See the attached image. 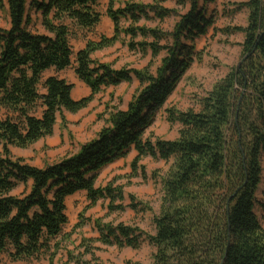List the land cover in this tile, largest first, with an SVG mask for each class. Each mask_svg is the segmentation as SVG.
I'll use <instances>...</instances> for the list:
<instances>
[{"label":"trees","instance_id":"1","mask_svg":"<svg viewBox=\"0 0 264 264\" xmlns=\"http://www.w3.org/2000/svg\"><path fill=\"white\" fill-rule=\"evenodd\" d=\"M100 1L7 0L10 29L0 28V255L11 262L48 255V264H53L50 243L68 224L67 200L79 192H86L90 206L108 200L111 211L126 210L116 205L124 200L123 187L110 183L97 188L95 183L104 167L133 147V175L144 157L169 164L161 179L155 235L97 220L99 237L85 241L87 254H93L94 242L136 250L148 241L157 249L153 264H264V228L255 211L264 162V0L242 5L249 16L246 28L234 29L245 37L240 65L201 99L199 111L167 110L168 122L180 126L179 138L155 142L145 139V133L199 58L195 42L214 26L215 14L208 6L217 0H176L190 8L168 35L138 26L142 20L171 16L168 9L127 3L114 10L111 4L107 15L114 23V38L88 43L73 62L66 22L81 29L96 27L101 15L94 8ZM31 11L41 15L47 34L30 29ZM121 35L143 38L128 44L132 51L165 53L156 74L115 70L92 59ZM70 67L91 90L89 97L77 101L72 84L44 77L49 70ZM133 79L142 89L128 109L113 112L108 126L76 155L44 168L13 158L11 148L26 149L51 136L59 115L77 113L103 88ZM130 199L129 208L139 210L135 198Z\"/></svg>","mask_w":264,"mask_h":264},{"label":"rangeland","instance_id":"2","mask_svg":"<svg viewBox=\"0 0 264 264\" xmlns=\"http://www.w3.org/2000/svg\"><path fill=\"white\" fill-rule=\"evenodd\" d=\"M248 0H217L208 6V12L215 14V24L207 35L195 42L199 58L195 59L191 68L183 76L176 90L165 106L157 113L153 125L146 131L144 138L155 142L175 141L179 138V124H172L167 120V110L177 111L200 110V101L208 95L214 85L226 77L235 67L239 66L242 58V44L244 33L235 31L236 28H246L249 11L242 6ZM127 3H137L144 6L159 5L171 11V16L142 20L138 26L161 31L168 35L174 29L180 17L185 15L190 8L189 3L184 6L176 0H101L95 11L101 15L100 23L91 29H81L70 25V45L73 52V62L79 51L88 43H98L103 38H114V23L107 15L108 9L123 8ZM32 23L30 29L35 33L47 34L41 22V15L35 11L30 12ZM125 21L122 26H127ZM0 28L10 29V17L7 0H0ZM143 38L138 36L135 40L121 35L117 42L104 47L92 55V59L101 64L110 65L112 69H135L138 71L150 70L156 74L162 64L165 53L154 56L150 51L141 52L138 48L129 49L130 42H140ZM57 76L74 86L72 98L81 100L91 95V90L82 83L75 74L74 67L57 72L54 69L45 73L44 77ZM137 79L132 82L122 83L117 87L103 88L95 94L87 108L77 112H64L58 116L53 134L43 138L29 148H11L13 158L23 159L26 163L44 168L55 164L65 158L76 155L81 146L97 138L99 133L108 126L110 116L117 110L126 111L130 102L141 90ZM2 150L0 149V152ZM137 157L134 148H131L125 157L118 158L107 167H104L97 176L95 186L105 187L110 183L114 187H123L124 200L117 201L116 205L126 206L124 211H111L109 201L101 200L96 205L90 206L86 192H79L70 197L67 202L68 224L62 234L51 241L53 264H77L72 258L79 259L81 264H153L157 253L156 247L145 241L140 248H118L117 246H103L94 242L93 254L86 253L83 244L85 241L96 240L99 237L95 229V221L117 225L136 226L146 234L155 235L154 219L160 214L162 205L161 179L166 174L169 164L163 160H154L144 157L136 175H133L132 163ZM142 167L146 170L147 178H143ZM142 169V170H141ZM21 190L17 191L20 194ZM130 196L139 203V210L129 208L132 202ZM142 206H141V205ZM256 214L264 228V162L263 176L259 191L256 193ZM89 243V242H88ZM1 264H48L47 257L11 262L6 255H0Z\"/></svg>","mask_w":264,"mask_h":264},{"label":"crops","instance_id":"3","mask_svg":"<svg viewBox=\"0 0 264 264\" xmlns=\"http://www.w3.org/2000/svg\"><path fill=\"white\" fill-rule=\"evenodd\" d=\"M133 148V147H132Z\"/></svg>","mask_w":264,"mask_h":264}]
</instances>
